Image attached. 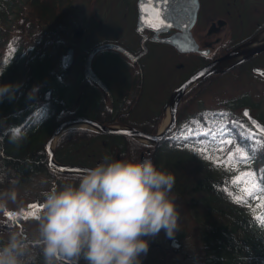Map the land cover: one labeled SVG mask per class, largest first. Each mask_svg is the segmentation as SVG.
<instances>
[{
	"label": "trees",
	"instance_id": "1",
	"mask_svg": "<svg viewBox=\"0 0 264 264\" xmlns=\"http://www.w3.org/2000/svg\"><path fill=\"white\" fill-rule=\"evenodd\" d=\"M28 1L30 8L26 13L21 7L12 20L17 30L12 36L13 47L9 48L5 47L6 10L0 5V82L16 80L21 71L32 70L13 97L0 101L3 119L0 121V169L19 175V185L36 176H46L51 184L61 176H79L56 173L46 165L42 143L57 119L50 118L48 122L39 115L34 124H42L32 131L29 127L20 128L24 136L17 143H10L8 135L10 125H19L36 108L35 92L53 80L43 71L55 65L61 46L58 18L62 6L70 0ZM46 28L50 36L44 42ZM34 86L35 91L31 92ZM28 100H31L29 104ZM198 116L203 127L211 130H216L224 119L238 118L233 109H227L224 116L203 111ZM42 126H47V131L40 138ZM103 140L106 141L103 143ZM143 147L133 140L117 141L84 128H73L57 140L55 157L63 162L94 165L103 156L114 155L116 150L122 156L131 151L139 154ZM103 148L106 152L102 154ZM154 159L158 167L174 175L171 192L193 210L210 254L208 264H264V190H260L264 188V175L257 173L258 165L264 163V149H254L247 139L238 135L214 132L204 139L190 135L182 143L161 142L154 150ZM50 184H44L43 188ZM241 190L245 193L241 194ZM39 198L43 200L42 194ZM253 198L255 201H250ZM39 204L41 211L42 202ZM36 259L42 264V257Z\"/></svg>",
	"mask_w": 264,
	"mask_h": 264
},
{
	"label": "flooded vegetation",
	"instance_id": "2",
	"mask_svg": "<svg viewBox=\"0 0 264 264\" xmlns=\"http://www.w3.org/2000/svg\"><path fill=\"white\" fill-rule=\"evenodd\" d=\"M98 1L106 22L99 19L97 25H72L66 32L74 48L72 64L68 70L59 68L50 73L55 75L60 90L74 95L73 114L108 124L150 126L145 128L148 131H152L160 111L150 108L158 100L148 91L151 79L152 85L169 87L164 105L172 88L189 75L264 30V0ZM92 8L103 14L97 4ZM155 8L161 9L169 21L158 28L152 26L158 22ZM137 25L144 26L138 31ZM97 35L101 38L96 43L114 42L137 56L131 59L115 48L96 54L93 69L110 94L86 78L82 68L87 54L84 44L89 37ZM167 36H173V44L161 40ZM257 68H264V49L218 75L225 86L237 90L239 108L247 106L254 116L261 118L264 116V75ZM211 79L213 76L197 84L184 100ZM145 98L148 106L142 113ZM57 102L63 106L68 98L64 94ZM119 138L130 139L127 135Z\"/></svg>",
	"mask_w": 264,
	"mask_h": 264
},
{
	"label": "clouds",
	"instance_id": "3",
	"mask_svg": "<svg viewBox=\"0 0 264 264\" xmlns=\"http://www.w3.org/2000/svg\"><path fill=\"white\" fill-rule=\"evenodd\" d=\"M18 86L0 82V101L13 97ZM9 128V142H19L24 132L15 125ZM32 179L50 184L46 176ZM174 182V175L150 155L135 151L119 157L107 154L79 176L58 177L42 190L35 233L12 228L0 235V264H39L37 256L42 264H60L62 259L73 264H142L147 236L163 229L171 237L179 230L180 212L170 194ZM20 183L19 175L0 169V210L16 200Z\"/></svg>",
	"mask_w": 264,
	"mask_h": 264
},
{
	"label": "rangeland",
	"instance_id": "4",
	"mask_svg": "<svg viewBox=\"0 0 264 264\" xmlns=\"http://www.w3.org/2000/svg\"><path fill=\"white\" fill-rule=\"evenodd\" d=\"M24 5L25 8H28V5L23 4V2H15L8 7V18L11 19L19 10L20 6ZM86 5H88V0L85 2L84 0H72L71 3L67 6L65 11V19L69 22V25H73V21H82L86 15ZM13 27V26H12ZM97 37H95L96 39ZM152 64V61H150ZM153 81L151 79L149 88H151ZM161 91V90H160ZM237 92L235 89L225 88L224 90L220 86V79L216 80L212 83L205 92L200 94L196 100H194L191 104V111L194 110L198 104H201L202 107L207 108H217L220 105L217 104V101L221 99V96H232ZM159 93V92H158ZM148 104V100L145 98L142 101L141 108H146ZM235 125L241 135L247 136L253 142V147L257 149H264V141L258 138L254 131L244 125L239 121L233 120L231 122ZM222 130L225 132H230V129L226 127H222ZM47 131V126L42 127V132L40 133V138L42 133L44 134ZM180 132H176L178 135ZM254 139V140H253ZM264 171V165L259 167V172ZM38 183H32L31 185H24L23 187L18 188V193L15 201H10L7 208L0 210V235H6L7 232L12 229H20L26 232L29 235H33L35 233V225L33 222V218L36 214V210L32 209V206L36 203L37 198V190H32L37 188ZM177 203L178 210L180 212L179 216V230L176 233H181L183 235V241L185 244L184 252L179 254L178 256H182L184 253H189L191 250L196 249V244L199 246V242L197 240L198 232L196 224L193 220L190 210L183 204ZM34 210V211H32ZM31 211V212H30ZM25 213V215H24ZM175 233V234H176ZM168 236L165 234L164 230L154 235L147 236L146 239L150 242H159L164 248H167V238ZM168 250V248H167ZM181 253V252H180ZM196 254L194 253V256ZM180 257H177V259ZM141 262L145 264V260L143 255L141 254Z\"/></svg>",
	"mask_w": 264,
	"mask_h": 264
},
{
	"label": "water",
	"instance_id": "5",
	"mask_svg": "<svg viewBox=\"0 0 264 264\" xmlns=\"http://www.w3.org/2000/svg\"><path fill=\"white\" fill-rule=\"evenodd\" d=\"M106 46H109V45L103 44V45L97 46L88 55V57L86 59V66H85L86 75L88 77L96 78V76H95V74L91 68V57H92V55L98 49L106 47ZM263 47H264V33L259 34L258 36L254 37L253 39L249 40L248 42L239 45L237 48L233 49L232 51L227 53L225 56L214 60L212 63H210L209 65L204 67L201 71L197 72L190 80L185 81L180 86L175 88L172 91V93L169 97V100H168V103H169L170 109H171L172 118H174V116H175L176 106L180 100V97L182 96V94L186 90V87L189 84L193 83L196 80H200L201 78H203V77H205V76H207L213 72L225 70V69L233 66L234 64L238 63L239 61H241L243 58H245L249 54H253ZM120 48H122V47H120ZM122 49H124V48H122ZM63 61L65 62V64H67L66 66H68L70 64V50L66 51V53L63 55L62 63H63ZM79 121H84L85 123H87L88 125L93 127L95 130H98L100 132L125 133V134H129V135L134 136V137L139 138V139L149 140L151 142L152 141L153 142L159 141L162 138L163 134H165L167 131V129H166L161 134L153 135V134H149L147 132L138 130L136 128H133L131 126L105 125V124L97 122L96 120L87 119L85 117H70V118L64 119L55 126V128L53 129V131L51 132V134L48 136V138L46 139V141L44 143V149L46 150V152L48 154L47 164L52 170L57 171V172L70 173V174H82L89 167V166H85V165L61 163V162H58L54 158V147H53V145H54V142H55L56 138L58 137V135L63 130H65L66 128H68L72 124L79 122ZM251 123L253 124V126L256 129H258L259 131L264 133V126L260 122H258L256 119L252 118ZM142 156H143V153L141 154V157ZM169 241H170V246L172 248H177L179 246V243L177 242L176 238H172ZM61 262H64L67 264H73L72 261L66 260V259H62Z\"/></svg>",
	"mask_w": 264,
	"mask_h": 264
},
{
	"label": "snow or ice",
	"instance_id": "6",
	"mask_svg": "<svg viewBox=\"0 0 264 264\" xmlns=\"http://www.w3.org/2000/svg\"><path fill=\"white\" fill-rule=\"evenodd\" d=\"M167 2V0H157V3H166ZM141 10L142 11H144V9H143V6L141 7ZM154 14H155V16H156V20L158 21L157 23H154L152 26L153 27H160L162 24H165V23H167V22H169L168 21V19H167V17H164L163 16V12H162V10L161 9H159V8H155L154 9ZM221 146H223V142H221ZM41 207H42V205H41Z\"/></svg>",
	"mask_w": 264,
	"mask_h": 264
}]
</instances>
